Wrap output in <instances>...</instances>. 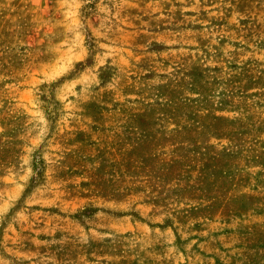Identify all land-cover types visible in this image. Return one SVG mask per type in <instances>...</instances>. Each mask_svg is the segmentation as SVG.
Listing matches in <instances>:
<instances>
[{
	"label": "rangeland",
	"instance_id": "rangeland-1",
	"mask_svg": "<svg viewBox=\"0 0 264 264\" xmlns=\"http://www.w3.org/2000/svg\"><path fill=\"white\" fill-rule=\"evenodd\" d=\"M0 264H264V0H0Z\"/></svg>",
	"mask_w": 264,
	"mask_h": 264
}]
</instances>
